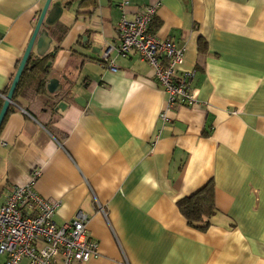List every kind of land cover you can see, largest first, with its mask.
I'll return each mask as SVG.
<instances>
[{"label": "crops", "instance_id": "obj_1", "mask_svg": "<svg viewBox=\"0 0 264 264\" xmlns=\"http://www.w3.org/2000/svg\"><path fill=\"white\" fill-rule=\"evenodd\" d=\"M46 1L0 0V103ZM124 1H51L45 20L63 8L43 22L31 56L52 54L47 83L58 79V90L29 88L10 104L0 207L39 172L35 191L61 203L54 221L84 213L99 243L98 257L75 264H264V0ZM154 4L151 31L185 48L182 70L194 71L199 101L176 104L166 119L152 66L117 52L123 15ZM44 32L52 41L41 56ZM211 180L216 212L204 231L178 201Z\"/></svg>", "mask_w": 264, "mask_h": 264}, {"label": "built area", "instance_id": "obj_2", "mask_svg": "<svg viewBox=\"0 0 264 264\" xmlns=\"http://www.w3.org/2000/svg\"><path fill=\"white\" fill-rule=\"evenodd\" d=\"M127 4L125 0L122 8ZM157 13L158 4H154L144 7L133 20L123 15L118 24L117 52L122 56L135 52L152 66L168 95L161 113L166 119L167 111L176 104L195 106L199 101L192 86L194 71L182 70L185 48L179 47L174 39H161L151 31ZM108 56L109 51L105 61ZM107 66L117 70L114 61ZM39 174L36 172L25 185L15 186L0 207V255L6 256L4 264H21L24 260L29 264H75L98 257L99 243L89 236L87 215L80 212L74 219L58 225L54 216L61 203L35 191Z\"/></svg>", "mask_w": 264, "mask_h": 264}, {"label": "trees", "instance_id": "obj_3", "mask_svg": "<svg viewBox=\"0 0 264 264\" xmlns=\"http://www.w3.org/2000/svg\"><path fill=\"white\" fill-rule=\"evenodd\" d=\"M52 61V54L35 58L30 56L16 89L14 100L18 95H25L29 88L33 90L32 96L34 93L36 95L46 93ZM46 104V108L50 110L56 105L50 102H46ZM2 107L3 103L1 102L0 111ZM11 111H13V107H9L8 113ZM178 207L190 225L204 231L207 230L210 226V218L216 212L214 182L211 180L193 195L180 199Z\"/></svg>", "mask_w": 264, "mask_h": 264}, {"label": "water", "instance_id": "obj_4", "mask_svg": "<svg viewBox=\"0 0 264 264\" xmlns=\"http://www.w3.org/2000/svg\"><path fill=\"white\" fill-rule=\"evenodd\" d=\"M51 1L52 0H47L46 3H45V6L43 7L42 9V12L40 14V17L38 19V22H37V25L34 29V32H33V35L31 37V40L29 42V45L25 51V54L20 62V65H19V68H18V71L14 77V80L12 82V85L9 89V92L7 93L6 95V98H5V101H4V104H3V107L0 111V129H1V126L3 124V121L7 115V112H8V109L10 107V104L14 98V95H15V92H16V89L18 87V84L20 82V79L24 73V70L26 68V65L30 59V56H31V51H32V48L35 44V41L38 37V34L41 30V26L43 24L44 21H46V23L48 25H51L54 23V20L52 19L54 14L57 13V11H60L62 10V6L61 5H54L53 6V9L51 10V14L50 16L45 20V16H46V13L48 11V8L51 4ZM52 39L50 38V36L48 35L47 32H44L43 35L38 39V49H39V55L41 56H44L45 52L47 51L50 43H51ZM58 85H59V80L56 79V78H52L50 79L49 83H48V86H47V89L49 91V93L53 94L55 92H57L58 90Z\"/></svg>", "mask_w": 264, "mask_h": 264}]
</instances>
